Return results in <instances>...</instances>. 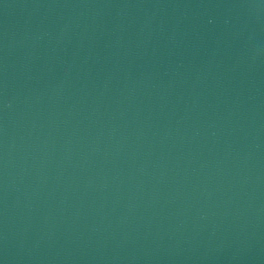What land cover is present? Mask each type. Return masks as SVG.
<instances>
[{
	"label": "water",
	"instance_id": "water-1",
	"mask_svg": "<svg viewBox=\"0 0 264 264\" xmlns=\"http://www.w3.org/2000/svg\"><path fill=\"white\" fill-rule=\"evenodd\" d=\"M0 264H264V0H0Z\"/></svg>",
	"mask_w": 264,
	"mask_h": 264
}]
</instances>
